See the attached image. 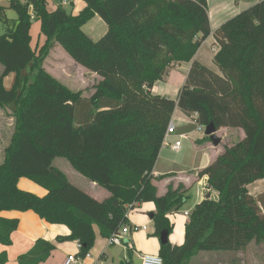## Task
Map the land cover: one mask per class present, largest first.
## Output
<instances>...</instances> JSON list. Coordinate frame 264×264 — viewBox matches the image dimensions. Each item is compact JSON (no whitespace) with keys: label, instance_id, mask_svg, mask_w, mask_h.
Returning <instances> with one entry per match:
<instances>
[{"label":"trees","instance_id":"1","mask_svg":"<svg viewBox=\"0 0 264 264\" xmlns=\"http://www.w3.org/2000/svg\"><path fill=\"white\" fill-rule=\"evenodd\" d=\"M79 13L48 0H10L12 19L0 9L6 31L0 35V108L9 109L14 128L0 162V243L9 247L19 218L4 211H34L49 224L65 225L57 242L77 241L83 257L99 234L105 238L129 224L128 213L153 201L155 231L169 235V214L183 207L187 189L170 185L158 195L152 172L176 108L198 125L211 122L242 128L245 138L225 146L201 174L208 176L204 199L185 225L182 244L160 242L164 264H194L202 251L234 252L264 243V193L248 186L264 179V0L243 9L213 32L208 0H84ZM1 11L3 13H1ZM99 15L107 32L94 40L83 29ZM34 22L45 42L33 44ZM213 33L218 47L215 72L194 60ZM102 79L90 98L74 91L45 67L54 44ZM183 62H192L178 99L153 94L156 82ZM28 68L30 69L27 72ZM15 74L7 89L5 78ZM197 114V116H195ZM211 141L204 136L201 141ZM58 157L110 192L98 200L54 166ZM30 178L45 187L39 196L19 186ZM218 198L212 197V191ZM118 264H135V249ZM56 244L38 238L19 264L46 262ZM8 262L0 253V264ZM240 264V263H232Z\"/></svg>","mask_w":264,"mask_h":264},{"label":"crops","instance_id":"2","mask_svg":"<svg viewBox=\"0 0 264 264\" xmlns=\"http://www.w3.org/2000/svg\"><path fill=\"white\" fill-rule=\"evenodd\" d=\"M258 1L259 0H234V3L232 4L227 0H217L215 6L212 7V10L209 9V17L211 20L212 31L214 32L216 28L224 21L229 19L230 16L232 17L235 14L242 11L243 9H245L242 8L243 5L246 6L249 5V3L255 4ZM9 3L10 0H4V1L0 0V9H2V11L5 10V12L8 10H12L9 9ZM50 4H51L50 0H48V6L49 9L51 10L55 9L56 6L58 5L54 3L53 6H51L52 4L51 5ZM62 5L65 7L66 4L64 3ZM2 11L1 13H3ZM97 16L98 15H96L94 18H96ZM214 22L216 23L215 26H214ZM106 26H107L106 29L107 32L108 25L106 24ZM39 35H40V43L42 44L45 42V37L40 33ZM206 43H209V48L211 49V52L207 48H205ZM215 43L216 41L212 33L203 42L198 52L196 53L194 60L209 67L215 72L220 73L219 68L214 62L215 53L213 51V47L216 45ZM191 65L192 62H183L181 64H177L176 66L172 67L169 70L168 74L162 80L155 83L152 89L153 94L162 95L177 100L180 94V90L187 79ZM79 68H81V70H85V72H87L86 70H88L87 68H83V67H79ZM92 73L96 74L94 72ZM94 76H95L94 77L95 80L93 81L91 87L89 88L87 87V85L80 86L81 82H78L74 87H69V86L68 87L74 91L82 90L84 91V96L90 98L94 93V86L102 79V77L99 76L98 74ZM175 114H179V118L181 120H190V118L193 119L192 117L187 116L184 112H182L180 108H176L172 116V121L175 117ZM221 130H227V132H229L230 135H228L227 138L229 140L232 139L230 141H232L233 144L236 143L237 141L244 139L246 136L245 131L242 128L222 127L219 129V131ZM181 134H185V133L183 132L177 133L176 131L175 134L169 137V143L172 144L177 140H179ZM201 138L202 137L200 136L197 139V141L193 143L191 148L184 149L182 144L181 149L178 151L172 150L170 146L162 145L158 160L152 172V176H153L152 182L157 188L158 195H164L167 192L168 187L170 185L177 187L178 185L182 184L187 189L188 199L186 200L183 207L178 210H174L168 215L171 222L174 224L173 232L175 231V229L184 230L183 234L178 233L175 237L176 241H179L181 239L180 241H182V243L184 242V238H185V225L186 222L188 221V216L192 212L196 204H198L204 199V195L207 192L208 176L202 175L201 172L206 167L214 163L217 160V158L224 152L225 146L229 145V143H227L222 148L220 147V145L218 146L214 145L211 141H207V140L201 141L203 140L204 137L202 139ZM72 174H73V181H71L69 178L68 179L71 182L78 185L84 191L95 197L96 199L105 200L110 196V192L107 189L100 186L99 184H97L96 182H93L88 178L85 179L81 175H78L77 173H72ZM18 184L20 187H27L26 184L22 181V178L19 180ZM248 189L249 192L254 197H256L261 193H264V179H258L254 181L248 186ZM218 196H219L218 192L213 190L212 197L218 198ZM155 212H156L155 203L153 201H146V202H142L141 204H138L134 209H131L128 213L129 224L132 226H137L139 228L137 231H133L126 236V239L132 243L131 245L135 249V255H134L135 264H141V255H143L141 250L145 251L146 253H152L153 251L159 253L160 240H157L158 241L157 242L156 239L150 238L151 234L154 232V229L151 231V227H150L151 222H153L154 225V220L150 215L153 214L154 217ZM2 215L6 217H17L19 218L20 222L18 229L12 235V239H13L12 245L6 247L0 243V253L5 251L7 252V255L8 254L12 255V258L14 259L19 258L20 255L27 253L34 246L38 238H44L39 236L40 234L36 233L35 231V227H37L36 225L37 223L38 225L44 224V226L47 227L50 226V230H52V234L50 235L49 233L47 235L46 232L44 234L47 235L45 236V239H48L56 244V249L52 252V255L50 256L49 260L41 264H48L51 259L53 262V260L59 258L58 257L59 250L63 252L68 251L69 253L67 254V256L69 254H78L77 241H74V243H69L70 245L66 247L65 244L68 243H62V242L60 243L57 242L56 240V237L58 235L68 234L70 232L67 226L59 225V224H49L44 219L40 218V216L37 215L32 210L23 211V212L4 211L2 212ZM172 233L169 236L171 242H172L171 240ZM263 244L264 243L258 244L255 241H252L244 249L239 251H234V252L221 251L224 252L225 255H221V254L217 255L216 263L217 264H232V263L261 264L262 262H264L263 257L260 256L258 257L255 254V251H260V253L263 254L264 253ZM109 247L112 246H108L107 238L101 236L97 229L96 243L90 251L91 257L87 258L90 260L89 264H98V263L118 264L119 262L116 263L114 257L108 252ZM123 247L126 252L127 251L126 245ZM126 255L127 252L126 254L124 253L121 260L125 258ZM66 257L65 255H63L60 258L59 263L63 264ZM209 260L214 261V257H210Z\"/></svg>","mask_w":264,"mask_h":264},{"label":"rangeland","instance_id":"3","mask_svg":"<svg viewBox=\"0 0 264 264\" xmlns=\"http://www.w3.org/2000/svg\"><path fill=\"white\" fill-rule=\"evenodd\" d=\"M21 1H25V0H21ZM227 1L232 4L234 3V0H227ZM216 2L217 0H208V9L212 10V7L215 6ZM50 3L52 4V5L50 4L51 6H53L54 3L58 4L56 8L65 3L66 4L65 9L68 12H72L75 14L78 13L86 5V2L84 0H50ZM253 4L254 3H249V5H246V6L243 5L242 8H248L249 6H252ZM6 13L12 19L17 18L16 13L12 10H8L6 11ZM103 23H104V26H103ZM215 25L216 23L214 22V26ZM39 28H40L39 23L34 22V25L32 28V35H33V44L35 45H41ZM83 29L94 40H99L103 36V34H105L107 26H106V23L103 21V19L98 15L96 18L93 17L89 22H87L85 26L83 27ZM5 31H6L5 25L0 20V35H2ZM205 48H207L211 52V49L209 48V43L205 44ZM44 65L46 69L52 75L56 76L58 79H60L62 82H64V84H66L69 87H74L76 86L78 82H81V85L79 83L80 86L87 85V87L89 88L91 87L93 81L95 80L94 75H97V74H93L91 71H88V70H86L87 72H85V70H81V68L79 67H83V68L85 67L82 66L81 64L76 63L75 60L62 48V46L57 43L54 44L48 57L45 59ZM2 70H3V66L2 64H0V74L2 73ZM29 70L30 69L28 68L27 72H29ZM14 80H15V74L14 73L9 74L4 80L5 87L7 89H10L13 86ZM173 122L177 129L176 130L177 133L183 132L187 135V138L181 139V143L183 144L184 149L191 148L193 143H195V141H197V139L200 136L202 138L205 136V131L203 129H199V125L196 123V121H194L191 118L190 120H181L179 118V114H175ZM13 128H14V120H13L12 115L10 114V110L0 108V162L3 160L4 149L9 143L11 134L13 132ZM218 135L222 137V142L220 144V147L223 148L227 143H229V145L233 144L232 141H230L232 139L229 140L227 138L228 135H230L229 132H227V130L218 131ZM54 166L57 169L62 170L65 174H67L68 178L71 181H73L72 173H77L78 175H81L83 178L87 179L82 174H80L78 171H76L75 168L71 165V163L64 157L56 158L54 161ZM22 181L26 184L27 187H21V188L32 191L33 193L39 196H44L46 194L45 187L38 184L34 180H31L30 178L25 177V178H22ZM257 196L255 198H257ZM36 225L37 227H35V231L36 233L40 234L39 236L45 238V236H47L49 233L50 235L52 234V230H50V226L47 227V226H44V224L38 225L37 223ZM150 227H151V231L153 229L155 231V225H153V222H151ZM46 232H47V235H44ZM178 233L183 234L184 230L175 229V231L172 233L171 240L175 244L182 243V241H180L181 239L179 241H176L175 237ZM150 238L156 239V241L159 240V238L153 236L152 234ZM62 243H68V244H65L67 247L70 245L69 243H74V241H65ZM123 246H125L124 243L122 245H115V246L109 247L108 249V252L114 257L116 263L119 262L121 258L123 257L124 253L126 254L127 252V251L125 252V249ZM141 252L143 254H146L145 251L141 250ZM68 253H69L68 251L63 252L59 250V256H58L59 258H56L55 260H53V262L51 259L48 264H60L59 263L60 258L63 255H65L66 257ZM156 253L158 252L153 251L150 254H156ZM219 254L225 255V253L221 251H202L192 259V262L194 264H217L216 256ZM255 254L258 257L259 256L263 257V260H264V253L262 254L260 253V251H255ZM8 256L9 258L6 264H18V258L16 259L12 258V255L10 254H8ZM210 257H214V261H210L209 260ZM89 261H90L89 259H86V260H83L79 264H89ZM261 264H264V262H262Z\"/></svg>","mask_w":264,"mask_h":264},{"label":"built area","instance_id":"4","mask_svg":"<svg viewBox=\"0 0 264 264\" xmlns=\"http://www.w3.org/2000/svg\"><path fill=\"white\" fill-rule=\"evenodd\" d=\"M217 48L218 47L215 45L213 47V51L216 52ZM195 116H197V114ZM199 129H203L205 131L206 126L199 125ZM175 133H176V127L174 122L171 120L169 122L167 131L165 133L163 145L170 146L172 150L178 151L181 149L182 146L181 139L186 138L187 135L181 134L180 139L171 144L169 143V137ZM138 229L139 228L137 226H132L130 224L124 225L119 231L114 232L110 237L107 238L108 246L122 245L124 243V240L126 239V236L133 231H137ZM77 249H78V254H69L64 260L63 264H79L83 260L91 257L90 251L87 252L83 257L79 256V252L82 250V244L80 242H77ZM141 264H164V260L162 256H160V254L158 253L156 254L146 253L141 255Z\"/></svg>","mask_w":264,"mask_h":264},{"label":"water","instance_id":"5","mask_svg":"<svg viewBox=\"0 0 264 264\" xmlns=\"http://www.w3.org/2000/svg\"><path fill=\"white\" fill-rule=\"evenodd\" d=\"M218 131H219L218 128L215 126L213 122L207 125L205 129V135L209 136L211 142L216 146L220 145L222 142V137L218 135ZM150 216L153 218V214H151ZM169 236L170 235L168 231H163L160 234V242L162 244L168 243L170 241Z\"/></svg>","mask_w":264,"mask_h":264}]
</instances>
